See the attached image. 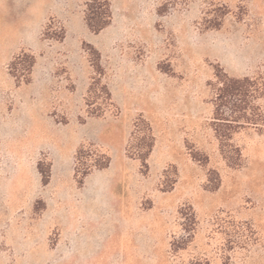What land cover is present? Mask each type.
<instances>
[{
  "label": "rangeland",
  "instance_id": "1",
  "mask_svg": "<svg viewBox=\"0 0 264 264\" xmlns=\"http://www.w3.org/2000/svg\"><path fill=\"white\" fill-rule=\"evenodd\" d=\"M88 1L0 0V264H264V135L235 134L229 164L208 85L218 67L264 79V0H109L98 35ZM87 43L113 106L88 95ZM13 51L37 60L28 85L10 74ZM139 116L155 137L145 173L126 155ZM80 145L87 164L95 150L111 160L77 188Z\"/></svg>",
  "mask_w": 264,
  "mask_h": 264
},
{
  "label": "trees",
  "instance_id": "2",
  "mask_svg": "<svg viewBox=\"0 0 264 264\" xmlns=\"http://www.w3.org/2000/svg\"><path fill=\"white\" fill-rule=\"evenodd\" d=\"M84 22L88 30L94 34H99L108 27L112 21L111 3L109 0H89L85 4ZM220 23L214 25L218 28ZM65 34L56 37L52 35L48 37L50 40L63 41ZM88 53L89 62L93 69V76L88 88V95H92L98 89L103 99L113 106L111 92L106 82H104L105 69L100 62V53L90 44H85ZM36 63L33 54L20 52L16 54L10 64V74L14 77L17 86L28 85L31 82L32 68ZM21 64L26 71L27 77L20 80L16 75L17 67ZM212 88L213 97L211 99L213 105L212 129L220 146L221 155L229 164L231 159L240 157L238 147L232 143L233 136L243 130L254 129L264 135V111L261 101L264 100V79L262 77H231L218 67L215 73V80L208 84ZM97 98V97H94ZM95 100V99H94ZM93 103L87 104L91 106ZM105 112V110H104ZM92 117L103 116L102 112H89ZM128 145L126 147V155L129 159L137 160L140 163L143 173L147 172V161L155 146V137L150 123L139 116L133 124V130L130 133ZM90 147H93L90 145ZM96 158L92 163L87 164L83 161L85 154L84 145H80L75 154L74 180L77 188H82L85 178L93 171L107 169L110 164V157L106 153L95 150ZM190 156L193 161L204 165L207 159L202 160L198 151H191ZM80 165L83 172L79 174ZM38 170L42 175V185L46 186L51 177L49 168L44 170L42 164L38 163ZM218 184L211 189L216 190Z\"/></svg>",
  "mask_w": 264,
  "mask_h": 264
},
{
  "label": "crops",
  "instance_id": "3",
  "mask_svg": "<svg viewBox=\"0 0 264 264\" xmlns=\"http://www.w3.org/2000/svg\"><path fill=\"white\" fill-rule=\"evenodd\" d=\"M112 20H113V17H112ZM83 21H84V19H83ZM111 24H112V21H111L110 25H111ZM110 25H109V26H110ZM109 26H108V27H109ZM108 27H106L105 29H107ZM105 29H104V30H105ZM104 30H102V31H104ZM102 31H101V32H102ZM101 32H100V33H101ZM100 33H99V34H100ZM97 35H98V34H97ZM64 39H65V37H64ZM64 39H63V41H64ZM63 41H58V42H60V43H59L60 46H62ZM43 44H44V43H43ZM87 44H88V43H87ZM23 49H29V50H31L30 48H26V47H24ZM19 50H20V48L16 49L15 51L19 52ZM21 50H22V49H21ZM15 51H13L12 53L10 52L11 54H9V56H8V58H7V61H9L10 59H12L11 56L13 57V56L17 53V52H15ZM31 51L34 52L33 50H31ZM34 53L37 54V55L40 54V52H34ZM100 58H101V54H100ZM100 61H101V59H100ZM37 67H38V63H37V60H36V63H35V65H34L33 68H32V72H31L32 76H34V74H36ZM87 79H88V78H87ZM30 83H31V82H30ZM30 83H29V84H30ZM84 90H85V87H84ZM84 90H83V94H84ZM83 94H82V95H83ZM82 95H81V96H82ZM104 153H105V152H104ZM106 154H107V153H106ZM108 167H109V166H108ZM52 169H53V171H54V165L52 166ZM104 170H105V169H104ZM98 171H102V170H96V171H93V172H98ZM93 172H91L87 177H89ZM87 177H86V178H87ZM86 178H85V179H86ZM84 182H85V180H84Z\"/></svg>",
  "mask_w": 264,
  "mask_h": 264
}]
</instances>
